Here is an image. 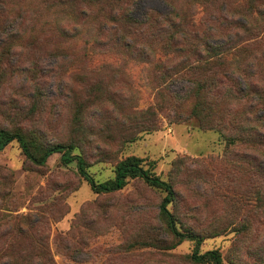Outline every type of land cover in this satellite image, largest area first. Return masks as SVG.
I'll return each instance as SVG.
<instances>
[{"label": "rangeland", "instance_id": "1", "mask_svg": "<svg viewBox=\"0 0 264 264\" xmlns=\"http://www.w3.org/2000/svg\"><path fill=\"white\" fill-rule=\"evenodd\" d=\"M247 1L215 0L210 11L229 16ZM131 9L135 18L169 11L164 0H137ZM60 17L53 1L0 0V127H21L38 144L75 143L100 183L119 161L143 159L173 183L170 210L180 229L202 237L201 254L219 250L223 264H264V147H228L219 133L200 129L190 101L177 100L190 87L185 68L166 80L180 58L158 51L144 60L107 39L63 37ZM254 103L234 101V112ZM163 197L138 180L117 194H95L75 163L55 154L32 167L14 142L0 152V245L10 225L46 233L56 264H192L195 242L175 245L160 220ZM27 219L44 224L35 231Z\"/></svg>", "mask_w": 264, "mask_h": 264}, {"label": "trees", "instance_id": "2", "mask_svg": "<svg viewBox=\"0 0 264 264\" xmlns=\"http://www.w3.org/2000/svg\"><path fill=\"white\" fill-rule=\"evenodd\" d=\"M49 1H53L56 12L61 13L60 19L56 20V30L63 37L107 39L122 51L133 54L137 51L144 60H150L158 51L180 58L176 67L169 66L170 71L166 68V80L178 75L172 72L177 67L185 68L190 87L177 100L190 101L191 117L198 119L200 129L219 133L228 147L251 151L258 146L264 147V80L260 77L264 75V0H248L249 8L220 18L210 11L215 0H164L169 8L167 13L152 9L141 18L131 15V7L137 0ZM252 1H255L254 6L250 5ZM141 42L146 50L135 48ZM254 46L256 49L252 48ZM254 59V66L251 62L246 65L248 60ZM245 65L250 67L249 71L244 70ZM237 76L244 80V88L235 80ZM234 101L238 102L237 106L255 103L237 113L234 112L237 107L233 106ZM228 116L235 122L231 118L227 121ZM38 141L34 134L21 127L13 130L0 127V152L16 142L26 163L38 168L45 167L51 156L59 154L63 164H76L78 175L95 194H117L135 180L162 192L160 220L170 238L176 240L175 245L186 240L195 242L196 249L190 256L192 264H223L219 250L201 254L202 237L191 229L178 227V220L170 210L177 198L173 183L146 168L143 159L130 156L119 161L114 168V177L100 183L89 172L85 155L75 152V143L38 144ZM27 220L29 228L35 231V226L44 224L42 219L36 223ZM8 227L0 245V264H56L47 245L46 233L36 232L33 236L21 228ZM163 246L169 249L167 245Z\"/></svg>", "mask_w": 264, "mask_h": 264}]
</instances>
